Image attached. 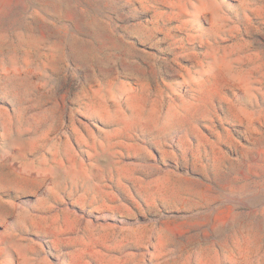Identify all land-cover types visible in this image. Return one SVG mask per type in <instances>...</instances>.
<instances>
[{"label": "rangeland", "instance_id": "1", "mask_svg": "<svg viewBox=\"0 0 264 264\" xmlns=\"http://www.w3.org/2000/svg\"><path fill=\"white\" fill-rule=\"evenodd\" d=\"M0 264H264V0H0Z\"/></svg>", "mask_w": 264, "mask_h": 264}]
</instances>
